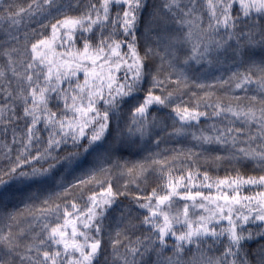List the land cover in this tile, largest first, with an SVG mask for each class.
I'll return each mask as SVG.
<instances>
[{"label":"snow or ice","instance_id":"snow-or-ice-1","mask_svg":"<svg viewBox=\"0 0 264 264\" xmlns=\"http://www.w3.org/2000/svg\"><path fill=\"white\" fill-rule=\"evenodd\" d=\"M0 264H264V0H0Z\"/></svg>","mask_w":264,"mask_h":264}]
</instances>
